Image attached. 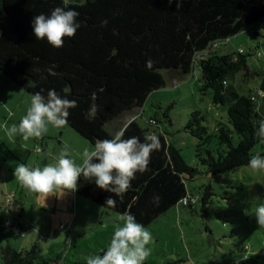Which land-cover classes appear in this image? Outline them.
Masks as SVG:
<instances>
[{
    "label": "trees",
    "instance_id": "obj_1",
    "mask_svg": "<svg viewBox=\"0 0 264 264\" xmlns=\"http://www.w3.org/2000/svg\"><path fill=\"white\" fill-rule=\"evenodd\" d=\"M56 7L75 9L81 25L60 48L36 39L32 29L34 16L48 15ZM257 23L261 25L255 33L261 36L264 0H0V70L32 95L39 91L46 97L54 89L75 100L67 124L93 146L97 139L112 138L129 121L124 138L144 142L146 135L159 137L160 149L151 153L147 171L136 173L122 200L98 188L94 179L81 176L76 187L77 193L121 214L131 212L148 226L188 195L198 196L196 208L199 200L205 207L213 194L210 185L201 199L193 193L187 181L200 169L187 163L165 134L143 127L132 114L150 93L166 86L164 71L191 74L199 67L200 90H210L216 105H227V120H219L213 131L202 123L206 117L201 110L185 126L199 140L196 155L206 173H225L249 165L258 152L264 155L258 148L264 140L257 135L264 120V95L257 91L264 90V78L255 91L240 93L229 79L249 66L252 53L241 47L226 54L216 51L220 40ZM149 59L151 68L146 67ZM93 103L98 110L90 120L87 112ZM154 196L159 200L154 202ZM109 197L116 200L115 207L107 205ZM36 248L7 244L2 247L3 263L40 264Z\"/></svg>",
    "mask_w": 264,
    "mask_h": 264
},
{
    "label": "rangeland",
    "instance_id": "obj_2",
    "mask_svg": "<svg viewBox=\"0 0 264 264\" xmlns=\"http://www.w3.org/2000/svg\"><path fill=\"white\" fill-rule=\"evenodd\" d=\"M260 25L257 23L227 41L220 40L216 48L219 54L231 53L240 47L252 53L248 57L249 66L229 79L240 93L255 91L264 78V30L261 36L255 33ZM164 73L166 86L150 93L143 107L132 114H136L143 127L165 134L181 150L186 162L200 169L194 179L187 181L193 193L201 199L205 186L210 185L213 194L209 195L205 207L200 200L196 208L179 202L145 226L152 233L153 241L148 245L151 252L144 264H264V227H259L255 218L256 208L264 203V169L253 170L246 165L225 173H206L196 155L199 140L185 126L192 113L201 110L206 117L202 123L213 131L219 120H227V105H216L210 90L206 93L200 90L199 67L191 74H171L170 70ZM31 96L0 70V178L13 175L12 183L19 190L14 197V218L5 212L0 216V226L10 218L12 225L29 220L37 228L23 236L1 226L0 264H4L1 252L7 244L17 249L37 245L36 261L40 264H86L89 256L106 250L115 227L122 224L118 220L121 213L101 206L76 189H57L44 195L28 190L15 178L14 169L18 164L43 167L54 163L47 153L58 157L65 147L71 158L81 164L83 149L93 146L69 124L63 128L49 125L41 138L9 137L6 128L18 125L30 107ZM150 118L156 119L157 124H149ZM37 148L43 150L38 153ZM258 148L264 152L263 146ZM20 150L24 154L14 153ZM3 168L8 169L4 174ZM28 195L34 200L28 202L37 208L28 205L32 208L21 218L20 197ZM0 207H3L1 202ZM36 214L41 216L45 229L33 219Z\"/></svg>",
    "mask_w": 264,
    "mask_h": 264
},
{
    "label": "clouds",
    "instance_id": "obj_3",
    "mask_svg": "<svg viewBox=\"0 0 264 264\" xmlns=\"http://www.w3.org/2000/svg\"><path fill=\"white\" fill-rule=\"evenodd\" d=\"M78 16L79 12L75 9L66 10L63 7L54 8L48 15L40 13L32 18L34 36L38 40L46 39L53 47L60 48L64 44V38L75 36L80 28ZM152 64L150 59L146 61V67L151 68ZM48 71L51 75H57L52 69ZM64 91L67 92L68 89ZM95 98L93 94V100ZM75 107V100L62 97L54 89L48 90L46 97L38 91L31 96L30 107L18 125L13 124L6 128V134L9 137L21 135L25 140L41 138L48 132L49 125L54 128L66 126L69 110ZM97 110V105L93 103L87 112V118L94 119ZM131 122L129 121V124ZM129 124L115 132L112 138L97 139L94 146L85 147L81 164L71 158L69 150L65 147L58 157L53 156L51 152L47 153L53 157L54 163L31 168L20 163L14 169V176L23 187L44 195L52 194L57 189L75 190L78 180L83 176L86 180L94 179L98 188L114 193L122 200L136 173L147 171L151 153L161 147L159 137L155 134L146 135L144 142L135 136L124 138ZM257 135L264 140V120L260 121ZM249 166L253 170L264 169V155L259 152L253 155ZM153 200L156 202L159 197L154 196ZM106 203L110 207L116 206V200L112 197L107 198ZM255 218L257 225L264 227V203L256 208ZM118 220L122 224L115 227L106 250H102V254L89 256L86 264H144L151 252L148 245L153 241L152 233L137 222L131 212L120 214Z\"/></svg>",
    "mask_w": 264,
    "mask_h": 264
},
{
    "label": "crops",
    "instance_id": "obj_4",
    "mask_svg": "<svg viewBox=\"0 0 264 264\" xmlns=\"http://www.w3.org/2000/svg\"><path fill=\"white\" fill-rule=\"evenodd\" d=\"M131 117H128L126 118V120H130ZM44 149H47L46 147H44ZM43 150V149H41ZM41 150H38V148L35 150L36 152H40ZM14 153L16 155H19V154H24L22 152V150H20L19 152H15ZM6 171H8V169H2V174L6 173ZM12 178V181H10V179ZM14 180V177L13 175L11 177H4L3 179L0 178V184L2 185L0 187V194L2 193L3 194V197H1L0 195V202L2 203L3 207L1 208L0 207V216H2L5 212H7L9 214V216L11 218H14L13 217V210H14V207H15V203L13 204V206L9 209L6 208V199L9 197V196H12L14 202H15V199L14 197L17 195V193L19 192V190L17 189L15 183H12ZM6 185V186H4ZM26 196V194H25ZM20 198H22V200L20 201L21 204H19L18 206L20 207V212H21V215H19L21 218H23L27 211L30 209V208H37L35 207L33 204L29 203L28 200H33V197L32 198H29V195L26 197V198H23V196H21ZM29 198V199H28ZM34 201V200H33ZM28 205L32 206L30 208H28ZM39 209V208H38ZM31 210L28 212L30 213ZM30 216V214H29ZM32 217V215H31ZM33 218V217H32ZM10 219V218H9ZM7 220V222L1 226H4V227H7V228H10L18 233H20L21 235L25 236L26 234L33 232V231H37V228L29 221V220H23V222H20L19 225L17 224H14L12 225L11 221L10 220ZM37 223H40L42 226H40L42 229H45L46 226L45 224H42L41 223V216L39 214H36L33 218ZM32 219V220H33ZM31 220V219H30ZM9 222V224H11L12 226H8L7 223ZM29 224V226H28ZM39 224V225H40ZM28 226V227H27ZM47 233L48 230H46ZM8 239V238H7ZM54 262V261H53Z\"/></svg>",
    "mask_w": 264,
    "mask_h": 264
},
{
    "label": "built area",
    "instance_id": "obj_5",
    "mask_svg": "<svg viewBox=\"0 0 264 264\" xmlns=\"http://www.w3.org/2000/svg\"><path fill=\"white\" fill-rule=\"evenodd\" d=\"M212 46H214V47L217 46V43L216 42L213 43ZM257 94L259 96L264 95V90L258 89ZM38 150H41V149L38 148ZM197 198H198V196H190V195H188V196H186V197H184L182 199L183 200L182 202H183L184 205H188V204L191 203V204H193L192 206L194 207V204L196 203ZM13 204H14V200H13L12 196H9L6 199V208L7 209L11 208L13 206ZM7 224H9V222Z\"/></svg>",
    "mask_w": 264,
    "mask_h": 264
},
{
    "label": "water",
    "instance_id": "obj_6",
    "mask_svg": "<svg viewBox=\"0 0 264 264\" xmlns=\"http://www.w3.org/2000/svg\"><path fill=\"white\" fill-rule=\"evenodd\" d=\"M209 239H210V236H209Z\"/></svg>",
    "mask_w": 264,
    "mask_h": 264
}]
</instances>
